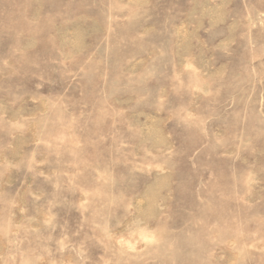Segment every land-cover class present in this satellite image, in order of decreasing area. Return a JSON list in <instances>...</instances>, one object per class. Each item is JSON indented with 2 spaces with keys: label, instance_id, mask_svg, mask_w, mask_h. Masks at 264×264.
Returning <instances> with one entry per match:
<instances>
[{
  "label": "rangeland",
  "instance_id": "374dc122",
  "mask_svg": "<svg viewBox=\"0 0 264 264\" xmlns=\"http://www.w3.org/2000/svg\"><path fill=\"white\" fill-rule=\"evenodd\" d=\"M0 264H264V0H0Z\"/></svg>",
  "mask_w": 264,
  "mask_h": 264
}]
</instances>
